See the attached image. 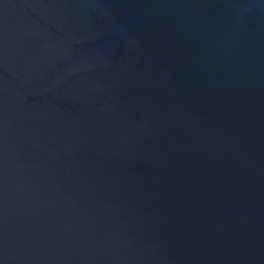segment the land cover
Returning <instances> with one entry per match:
<instances>
[{
	"label": "water",
	"instance_id": "water-1",
	"mask_svg": "<svg viewBox=\"0 0 264 264\" xmlns=\"http://www.w3.org/2000/svg\"><path fill=\"white\" fill-rule=\"evenodd\" d=\"M0 264H264V0H0Z\"/></svg>",
	"mask_w": 264,
	"mask_h": 264
}]
</instances>
